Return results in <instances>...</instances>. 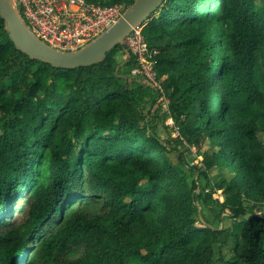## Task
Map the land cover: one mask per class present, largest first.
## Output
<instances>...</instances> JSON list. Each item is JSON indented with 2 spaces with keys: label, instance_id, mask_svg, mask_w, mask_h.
<instances>
[{
  "label": "trees",
  "instance_id": "1",
  "mask_svg": "<svg viewBox=\"0 0 264 264\" xmlns=\"http://www.w3.org/2000/svg\"><path fill=\"white\" fill-rule=\"evenodd\" d=\"M143 35L166 118L217 147L208 168L234 172L220 211L148 120L158 93L130 78L126 47L55 69L0 17V264H211L217 244L235 254L224 264H264V0H166Z\"/></svg>",
  "mask_w": 264,
  "mask_h": 264
},
{
  "label": "built area",
  "instance_id": "2",
  "mask_svg": "<svg viewBox=\"0 0 264 264\" xmlns=\"http://www.w3.org/2000/svg\"><path fill=\"white\" fill-rule=\"evenodd\" d=\"M30 29L52 48L76 51L95 40L126 11L124 5H98L86 0H14ZM125 47L135 59L132 77L164 96V87L156 70L160 51L150 47L143 35V25L125 40ZM173 129L179 130L170 119Z\"/></svg>",
  "mask_w": 264,
  "mask_h": 264
},
{
  "label": "water",
  "instance_id": "3",
  "mask_svg": "<svg viewBox=\"0 0 264 264\" xmlns=\"http://www.w3.org/2000/svg\"><path fill=\"white\" fill-rule=\"evenodd\" d=\"M166 0H136L126 9L118 21L103 34L76 51H62L42 41L26 24L14 0H0V17L15 47L35 61L55 69L75 70L105 61L107 54L125 47L126 38L132 31L143 25ZM128 58L131 55L127 49ZM125 62L121 64L124 65ZM121 66L116 70L118 74ZM128 80L127 76H124Z\"/></svg>",
  "mask_w": 264,
  "mask_h": 264
},
{
  "label": "rangeland",
  "instance_id": "4",
  "mask_svg": "<svg viewBox=\"0 0 264 264\" xmlns=\"http://www.w3.org/2000/svg\"><path fill=\"white\" fill-rule=\"evenodd\" d=\"M120 5L126 7L125 4ZM116 59L117 63H121L127 59V56L123 51H120L117 54ZM131 77L132 76L130 75V78ZM161 81L162 83L164 82L163 79H161ZM150 95L152 98L154 97L153 99L156 100V102L152 107L148 120H150L153 115L157 116V119H154L157 120L154 124L161 138L168 141L170 157L173 160V163L179 168L181 167L186 173H188L190 169L196 168L192 177H194V179L200 184V188L197 189V194L201 192V189H207V192L210 193L213 191L212 201L209 200L208 206L216 210V212H219L220 203L225 202L226 198L223 190L217 189V181L224 178L228 180L231 179L234 176V172H229L228 169H220L216 167L208 168L204 160L207 155H212L216 152L217 147L209 140L202 141L199 145L191 144L184 135L180 136L179 130L172 128L170 119H167L164 114L165 111H168V99L163 95L154 94V91H151ZM174 125H176V123H174ZM176 127L178 126L176 125ZM178 137L179 139H176ZM261 139L264 141V135H261ZM41 164H43V162H41ZM203 172H205L206 175H204ZM197 202L200 203L201 200L198 199ZM246 203L248 204L249 202L247 201ZM201 212L202 208H200V215ZM261 212H264V207L261 208ZM221 216L226 220L225 213ZM234 256L235 254L230 250L229 245L219 247L217 244L214 248L213 262L211 264H224V262L231 260Z\"/></svg>",
  "mask_w": 264,
  "mask_h": 264
},
{
  "label": "crops",
  "instance_id": "5",
  "mask_svg": "<svg viewBox=\"0 0 264 264\" xmlns=\"http://www.w3.org/2000/svg\"><path fill=\"white\" fill-rule=\"evenodd\" d=\"M135 78V77H134Z\"/></svg>",
  "mask_w": 264,
  "mask_h": 264
}]
</instances>
